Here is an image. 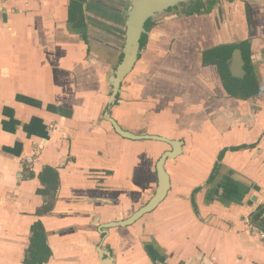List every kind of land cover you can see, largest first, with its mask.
<instances>
[{
	"label": "crops",
	"instance_id": "0c3cea01",
	"mask_svg": "<svg viewBox=\"0 0 264 264\" xmlns=\"http://www.w3.org/2000/svg\"><path fill=\"white\" fill-rule=\"evenodd\" d=\"M131 2L0 6V264H25L38 223L45 264H103L106 254L113 264H264L248 226L263 212L264 227V0L200 1L154 24L111 105ZM243 42L257 80L250 92L225 87L203 62ZM231 74L245 78L239 59ZM111 118L181 143L165 164L166 198L128 227L106 228L153 199L158 163L173 149L125 139Z\"/></svg>",
	"mask_w": 264,
	"mask_h": 264
},
{
	"label": "water",
	"instance_id": "95a60500",
	"mask_svg": "<svg viewBox=\"0 0 264 264\" xmlns=\"http://www.w3.org/2000/svg\"><path fill=\"white\" fill-rule=\"evenodd\" d=\"M196 0H132L131 6L127 13V34L126 43L123 49V59L120 65L115 70L114 76L111 80V105L116 103L117 97L120 94L121 86L125 79L132 73L136 63L142 52L141 41L143 36L148 35L146 24L151 21L153 24L159 23L170 17H175L179 11L183 10L185 5L190 4ZM204 4H208L211 0H200ZM237 59L242 64V71L244 72V61L240 50H236L232 57V63ZM116 132L125 139L141 141L152 140L169 144L172 147V152H168L160 159L157 171L159 176V187L153 199L137 213H135L129 220L120 223H113L106 228L112 227H128L135 224L145 215L153 212L166 198L170 189V177L165 169V164L168 159H175L180 155V142H174L166 138L141 135L137 136L130 132L124 131L118 123L112 118L109 119ZM258 190V188H256ZM103 259V264H113L111 255L106 254V259Z\"/></svg>",
	"mask_w": 264,
	"mask_h": 264
},
{
	"label": "trees",
	"instance_id": "16d2710c",
	"mask_svg": "<svg viewBox=\"0 0 264 264\" xmlns=\"http://www.w3.org/2000/svg\"><path fill=\"white\" fill-rule=\"evenodd\" d=\"M77 6L78 5L73 3V10L71 11L73 15L76 13ZM80 10H82V6L80 7ZM153 26L154 24L151 21H149L148 24H146L147 31H149ZM146 42H147V35L143 36L142 38L141 41L142 49L146 45ZM236 50L241 51L242 58L245 64L244 72L246 73V76L243 79L234 78L231 74L232 57ZM203 62L204 65L206 66L214 65L219 68L220 73L223 77L225 87H233L240 89L242 92H250L253 89H255L257 85L255 69L251 58L250 45L248 42H243L240 45L222 46L219 48L206 51L203 53ZM228 150L229 149H225L221 153L220 160ZM237 150L238 149L236 148L230 149V151H237ZM219 167L220 165L216 166L212 174V181L217 176ZM49 172H51V170L47 169L45 175L49 174ZM42 181L47 184L48 190L52 188L51 187L52 184H50V182H46L44 178H42ZM40 193H45V192L42 191ZM262 213L263 212H260L258 215H256L253 218V221L257 226L264 229V227L260 225V219ZM46 240L47 237L43 225L41 223L36 224L34 228V234L31 239L30 252L28 254L25 264H45L46 262H48V260L51 257V252L46 244L47 242Z\"/></svg>",
	"mask_w": 264,
	"mask_h": 264
},
{
	"label": "built area",
	"instance_id": "2783aa9c",
	"mask_svg": "<svg viewBox=\"0 0 264 264\" xmlns=\"http://www.w3.org/2000/svg\"><path fill=\"white\" fill-rule=\"evenodd\" d=\"M8 0H0V6L4 5ZM40 153V151L38 150L36 152V156H38ZM248 226H249V231L252 235L256 236L259 238V240L261 241V243L264 246V229L260 228L259 226H257L253 219H250L248 221Z\"/></svg>",
	"mask_w": 264,
	"mask_h": 264
},
{
	"label": "flooded vegetation",
	"instance_id": "af4514ba",
	"mask_svg": "<svg viewBox=\"0 0 264 264\" xmlns=\"http://www.w3.org/2000/svg\"><path fill=\"white\" fill-rule=\"evenodd\" d=\"M210 2L213 5V3L215 2V0H211ZM199 5H200V0H196L194 2H191L188 5H185L184 8H183V11L186 12V13H189L191 11V9H193V8H195V9L197 8V10H199L198 9L199 8ZM148 22H147V24H148Z\"/></svg>",
	"mask_w": 264,
	"mask_h": 264
}]
</instances>
